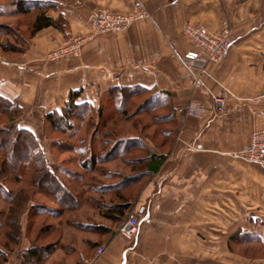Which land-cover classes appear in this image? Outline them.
Instances as JSON below:
<instances>
[{"label": "crops", "instance_id": "crops-1", "mask_svg": "<svg viewBox=\"0 0 264 264\" xmlns=\"http://www.w3.org/2000/svg\"><path fill=\"white\" fill-rule=\"evenodd\" d=\"M49 1L56 2V15H63L68 27L65 33L43 29L29 40L18 69L28 75L46 73L48 83L36 94L35 85L27 83L29 76L19 73L10 81L16 97L33 92L35 107L49 113L63 109L70 93L80 88L90 89L85 90V104L95 101L99 106L100 97L111 89H139L142 93L135 96L141 98L139 103L169 105L170 112L159 108L153 115L157 121L169 120V125L163 123L168 128L160 132L166 145L155 144L146 134H125L144 143L136 147L137 160L122 162L125 173H119L133 177L141 169L142 175L100 179L106 184L124 181L121 202L130 203L129 215L136 213L142 220L135 241L118 233L117 220L106 210L107 205L118 204L114 193L88 190L84 198L80 195L70 224H60L66 213L61 215L55 202L45 211L29 212L50 219L38 229L44 244L24 235L14 256L6 252L5 264H23L32 248L41 250L40 264H81L99 247L105 252L96 264H227V249L241 244L239 233L255 232L244 241H258L256 233L264 232V220L258 221L264 216V164L247 163L233 154L246 148L254 133L264 131V0ZM99 8L119 13L144 10L147 17L123 34L95 37L82 47L79 58L45 61V54L63 44L68 34L88 35L89 16ZM53 14L48 16L55 21ZM225 22L232 27L234 44L219 65L207 67L201 87H195L200 73L183 61L192 49L183 26L203 24L218 32ZM97 90L101 95L94 100ZM216 99L222 100V107ZM150 154L166 159L146 177L142 159ZM94 199L101 200L102 210ZM27 229L26 222L24 233Z\"/></svg>", "mask_w": 264, "mask_h": 264}, {"label": "rangeland", "instance_id": "rangeland-1", "mask_svg": "<svg viewBox=\"0 0 264 264\" xmlns=\"http://www.w3.org/2000/svg\"><path fill=\"white\" fill-rule=\"evenodd\" d=\"M44 1L46 4H52L50 5L51 8L48 10V15L49 13L54 11L55 14L53 15L56 16L55 21L57 25L56 29H59V31L65 33V29H67L68 23L64 20L63 15H56L58 13L56 2L49 0ZM44 1L0 0V129L7 128L12 125H17L20 129L31 131L39 141L41 149L47 154L48 158L50 159L55 173L65 182L66 185H68L71 190L75 191L77 195H80L81 192H86L85 187L87 184L85 183L87 182L81 181L80 183L79 181L81 179L76 183L69 182V177L68 175H65L64 171L71 172V174H82L86 178L84 180L89 181L91 174L86 172L84 173L82 169H80L78 162L80 161L81 157L75 151V149L84 147V145L92 143L90 141V133L93 132L94 128L98 127L99 125L98 128L104 129L102 128V126L104 125V123H108L106 130L111 132V135H115V137H123L125 136V134L141 133L142 135L146 134L145 137L151 138L152 141L154 140L155 144L161 145L165 142V138L160 135V132L162 129L164 130L168 128L169 120L160 119L164 121H160V123L158 124V121L153 119V115L158 111L156 110L155 112L148 114V112L151 111H148V107L145 106L135 116H129L130 118L133 117L132 119L125 120V115L127 113L132 114L133 111H135L141 98L139 99L135 97H129L128 94H126L127 91H125V88L121 87L111 89L110 91H108V93L102 95L100 97V106L98 102L96 103L94 101L97 100V96L99 97L101 95L99 90H97L96 98H93L94 102L91 103L92 105H95L93 107L94 109H92L93 113L91 116H86L83 118L82 115H77L76 118L72 120V123H70L72 126L71 130L67 128L70 126V124H64L61 126L62 129L55 130L54 124L51 121L47 120V117L45 115L51 112L45 113L35 107V97H33V92L25 93L24 96L20 98L19 96L16 97V92H13L11 90L13 89V84L10 81L12 80V78H16L17 74L22 72H24V74L26 73L25 69H23L22 71L18 69V64H21L24 61L26 46L27 44H29V40L36 36V34H33L32 27L34 21L33 19L38 12L32 11L29 14L20 13V7H26V2L40 4ZM229 26L232 29L230 24ZM68 35L65 40L73 36ZM50 52H47L44 56V59L47 62H50L48 59V54ZM29 74L30 75H28L27 73L25 74V76H29V81L27 83H32V85H35L34 92L37 94V92H39V89L41 91V89L45 87V83H48L47 78L45 79L47 74L37 71H35L34 73L29 72ZM85 90L89 91L90 89L80 88L76 90L81 91V95L77 99L78 104H85L87 102L85 99ZM93 91L94 90L92 89V92ZM122 100L125 101V103L121 104ZM25 101H28V103ZM100 111L103 112L104 118L99 119L98 115ZM166 111H169V109H166ZM78 113H82V111L79 110ZM163 123H167L168 125L164 126ZM93 143L97 145L98 142L94 141ZM10 148L12 149V146L9 147L7 152H1L0 150V168L8 167L9 163H11L13 165H16V170L15 173L11 172L6 174L8 175L7 177H1L0 179H4L1 181V184H3L6 188H9V190L13 191L14 193H16V191L20 189H24L31 196V201L51 206V203H54V201L50 197L41 194L38 190H36V188L32 186L31 179L36 170L35 167H37V162L32 159H23L25 158V156H27L28 153L32 152L31 149L25 147V150L18 151L19 158H13V154L11 153ZM136 155L137 154H135L134 156ZM109 164H100V166L118 172L124 171L125 173V167H123V163L121 161H113ZM7 210L8 205L0 198V212L7 213ZM73 216L74 212H67V214L61 217L62 223H64L66 220L73 219ZM263 217H258V221L264 220ZM4 219L5 217H3V220ZM55 221L58 222V219H56ZM26 222L27 227L28 229H30V231L27 229L26 232L23 233V237L25 235V237L31 242L34 241L35 238H37L38 244H44L45 237L42 236V233L38 234V229L42 225L49 224L50 219L34 216L32 213H30L27 216H24V226ZM239 234L241 236L239 237L242 240L241 244L239 246L229 247L227 249V264H264V242L260 237H258L260 235L264 238V232H257L256 235L258 241L252 243H245L244 240L245 238L252 239L254 237L253 235H255V232H250V234H248L242 231ZM38 235L39 237H37ZM242 236H244V238ZM23 242L24 240L22 241V244ZM5 243H8L7 230L2 229L0 230V247L2 249ZM21 246L22 245L20 243L17 246L10 244L8 249L10 251H7L10 253V255H7L10 257L14 256L15 254L13 255L12 253L15 252L16 249H19V247ZM228 252H231V254L233 255L235 254L234 257L229 256ZM229 257L232 258L231 261L228 260Z\"/></svg>", "mask_w": 264, "mask_h": 264}, {"label": "trees", "instance_id": "trees-1", "mask_svg": "<svg viewBox=\"0 0 264 264\" xmlns=\"http://www.w3.org/2000/svg\"><path fill=\"white\" fill-rule=\"evenodd\" d=\"M30 3L26 2V7H20V13L29 14L32 11H38L34 17L33 21V34H37L43 29H47L50 27L57 28L56 21H54L50 16H48V10L51 8V3L46 4L45 1L43 3ZM139 89L131 91V89H125L126 94L129 97L134 98L142 93ZM143 90V89H142ZM81 91H74L70 93L69 100L66 106L60 111H53L49 114H45L47 120L51 121L54 124L55 130L62 129V125H69L72 123V120L76 118L77 115H82L83 118L86 116L92 115L93 106L90 104H78L77 99L80 97ZM125 103V101H121V104ZM148 107V111L155 112L159 110V108H167L169 109V105H166L165 102H160L158 104L153 105L152 103H139L137 108L133 113L138 114L143 107ZM81 110L82 113H78ZM91 112V113H90ZM170 112V109H169ZM168 112V113H169ZM89 113V115H88ZM129 116L130 113L125 115V120L132 119ZM99 119L104 118L103 112L100 111L98 115ZM169 116L166 117V119ZM14 118V117H13ZM60 118V119H58ZM165 119V118H164ZM12 120V118H11ZM164 121L158 119V122ZM98 124V123H97ZM108 123H104L102 128L98 127L93 129V132L90 133V141L92 142L84 147H79L75 149L76 152L80 155L79 167L85 173H90L91 177L90 183L88 186L86 185L85 190H92L97 193H114V196L118 199V204L113 205H105L106 210L113 213V219L117 220L118 226H121L126 217L129 215V209L131 204L128 202H121V192L123 182H116L113 184L102 183L100 179H137L138 176H141L140 173L133 177H121L118 171H114L112 169H107L106 167H101L100 164H109L113 161H127L128 164H132L136 159L134 155L136 154L137 148L140 147L142 143H144L143 139L136 137L135 139H128L125 137H115V135H111V132L106 130ZM71 130L72 126L70 124L67 127ZM15 131V132H14ZM90 132V131H89ZM111 136V137H109ZM98 142L95 145L93 142ZM140 143V144H139ZM12 146L11 153L13 154V158H19L18 151L25 150V147L31 149V153H28L27 156L23 159H32L36 161L35 172L31 179L32 186L36 188L41 194L50 197L56 204L61 207L60 214L67 212H74L80 207L81 199L84 198L85 193L81 192L80 195H77L75 191L71 190L68 185L55 173L52 167V163L48 158L47 154L41 149L39 141L36 139V136L29 130L20 129L17 125H12L7 128L0 129V150L1 152H7L9 147ZM12 158V157H11ZM166 156H159L156 154H150L142 161L145 164V175L146 177L153 175L155 172L159 170L161 165L163 164ZM134 160V161H133ZM137 160V159H136ZM16 165L9 163L8 167L0 168V178L7 177L8 173H15ZM65 175H68L69 182L76 183L78 180L86 179L84 175L79 173H72L68 171H64ZM78 174V175H77ZM4 179H0V198L8 205L7 213L0 212V230H7V242L3 245V249H0V264H5L7 261L6 252L10 251L9 245H19L21 240L23 239V229H24V216L28 215L29 212L39 213L41 210H47V206L41 203H35L31 201V196L24 189H20L14 193L13 191L6 188L1 181ZM6 180V179H5ZM133 180H131L132 182ZM6 182V181H5ZM42 185V187H41ZM44 185V186H43ZM52 187V188H51ZM116 194V195H115ZM87 200L82 199V202H86ZM96 201V199H94ZM89 202V200H88ZM97 205L100 206L102 210V202L96 201ZM106 210L103 215L109 216ZM39 211V212H38ZM102 211V212H103ZM41 214V213H40ZM6 215V216H5ZM65 214H63L64 216ZM3 217L5 219L3 220ZM71 221V222H70ZM72 223V220H66V224ZM61 225L64 224L60 223ZM9 244V245H8ZM27 257L24 259L23 264H31V260L38 261L40 264V260L42 259V253L39 248H32L27 253ZM82 264V262H81Z\"/></svg>", "mask_w": 264, "mask_h": 264}, {"label": "built area", "instance_id": "built-area-1", "mask_svg": "<svg viewBox=\"0 0 264 264\" xmlns=\"http://www.w3.org/2000/svg\"><path fill=\"white\" fill-rule=\"evenodd\" d=\"M147 17L144 10L135 13H117L108 9L99 8L89 16L91 33L88 36H72L62 45L48 54L50 62H68L81 56L82 47L97 36L108 34H123L138 20ZM183 33L190 42L192 49L183 57L186 67L197 73L194 80L195 87H201L202 76L209 65H219L234 44L233 31L225 22L218 32H211L205 25L187 23L183 26ZM217 105L222 107V100L216 99ZM251 164H264V131L254 133L249 144L243 150L233 154ZM141 218L131 213L118 228V233L127 241L133 242L139 233ZM105 249L99 247L92 259H83L82 264H96Z\"/></svg>", "mask_w": 264, "mask_h": 264}]
</instances>
